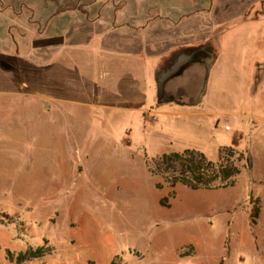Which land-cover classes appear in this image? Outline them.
Here are the masks:
<instances>
[{"label":"rangeland","instance_id":"1","mask_svg":"<svg viewBox=\"0 0 264 264\" xmlns=\"http://www.w3.org/2000/svg\"><path fill=\"white\" fill-rule=\"evenodd\" d=\"M33 1L34 16L30 0H13L0 30V264H263L234 235L258 207L242 203L249 178L264 177V0H171L195 10L183 26L206 31L187 38L178 22L158 27V60L146 48L104 46L117 21L100 16L118 9L103 3L117 0ZM42 8H68L71 35H54ZM170 44L174 52L159 54ZM197 45L209 46L212 66L190 62L164 85L175 100L159 102L156 74ZM187 148L229 159L237 185L172 187L151 171ZM41 245L52 251L17 261Z\"/></svg>","mask_w":264,"mask_h":264},{"label":"crops","instance_id":"2","mask_svg":"<svg viewBox=\"0 0 264 264\" xmlns=\"http://www.w3.org/2000/svg\"><path fill=\"white\" fill-rule=\"evenodd\" d=\"M78 0H66V3L71 4V6L77 5ZM31 2V13L32 16L40 13L39 10L36 9V7H33L34 1L30 0ZM62 0H55L54 4H60ZM191 2V0H190ZM20 4L21 3L19 0ZM1 4V3H0ZM13 0H5V5L4 7H0V30H9V25H5L3 23L4 19H9L12 20V17L15 15V11L13 10ZM105 7L107 9L112 8L113 6H117V11L116 12H107V13H102L100 16V19L102 21H117L115 26H108L106 29L103 31H107V33H104V41L107 42L108 44H104V46L109 50L113 51L114 47H112L113 43L117 42V49L119 52L122 53H131V52H141L143 48L148 49L150 52H154L155 55H157L156 50L158 51V27H172L173 23L176 24L177 22L181 24V20L184 17L189 16L191 13H194L195 10L192 11V5L186 7V4L184 3H179L178 5L174 6L171 0H157L151 3L149 6L143 7L141 6L142 3L136 2V0H117V2L112 3V2H105ZM147 5V4H146ZM68 7L69 9L72 7ZM67 8V9H68ZM43 9V14H45V17H42L40 20H53L55 21V34L54 35H62L65 37L68 34L71 35L70 28H68L66 24V20L68 19L69 15L64 14V10H59L55 11L50 8H42ZM74 9V8H73ZM113 9V8H112ZM202 10H206V8H202ZM48 11V13L46 12ZM199 11V9L197 10ZM21 12V11H19ZM18 12V14H20ZM188 26H183V24L179 25V27L182 28V36H186L187 38L191 35V31H197L200 35L201 32H205L206 30H203L201 28L200 30L194 29L192 25L186 21ZM212 25H215L214 22H211ZM201 23H198L197 26L199 27ZM205 25V24H204ZM202 26V25H201ZM147 30L146 32L148 33V37L152 38L148 43H143L141 41L142 38V30ZM149 31L151 35H149ZM115 32L117 34V41L115 40ZM107 35V37L105 36ZM172 36H170L171 40ZM167 39V38H166ZM165 39V40H166ZM173 41V40H171ZM138 48V49H137ZM170 51H173V45H169L166 49L160 51L159 54L165 53L168 54ZM174 52V51H173ZM164 59L163 56H161L160 61ZM157 60H158V55H157ZM158 63L156 64L157 67ZM157 82V79H156ZM252 155V154H251ZM253 157V155H252ZM255 161L253 157V171L255 169ZM254 175V174H253ZM255 176V175H254ZM256 177V176H255ZM258 179V182H254L249 178L248 181V193L245 195L244 200L242 201L245 202V199H249L252 197L255 199V201L258 202V208H259V215L256 217V222L250 226V229H247V232H236L234 235L236 238V241L241 247H245L246 245H253V247L256 248V250L259 252V254L262 255V260L264 264V177H256ZM237 185V184H236ZM233 185V186H236ZM253 188H257V191L254 192ZM254 201V203H255ZM251 214V213H249ZM24 217L26 216L25 213L23 215ZM26 220V217H25ZM251 220V218H250ZM47 240V238H46ZM48 241V240H47ZM72 241V240H71ZM52 245H55L52 243ZM54 251V249H53ZM43 257V256H42ZM116 256L111 259L112 261H117ZM41 258V257H39ZM41 262V264H49L50 259L48 260H38ZM34 262L33 260L28 261L26 264H32ZM52 262V261H51ZM110 262V264H111Z\"/></svg>","mask_w":264,"mask_h":264},{"label":"trees","instance_id":"3","mask_svg":"<svg viewBox=\"0 0 264 264\" xmlns=\"http://www.w3.org/2000/svg\"><path fill=\"white\" fill-rule=\"evenodd\" d=\"M232 151V149L228 150ZM233 154V152H232ZM225 159V157L221 156ZM151 171L158 175L160 173L165 177V180L174 187L181 183L192 189L206 188L216 189L225 187L227 185H234V177L240 173V168L236 166L229 159L227 163L221 162L220 164L209 159L204 153L195 149L187 148L182 152L164 153L157 158L154 167ZM157 188L161 187V184H156ZM160 203L164 206L167 204L161 199ZM259 215V208L253 206L251 212V222H256V217ZM52 251V248H48L45 245L37 247H28L26 251L19 252L17 255V261L23 259L42 257L45 254ZM11 255V252L9 251ZM111 264H119L117 261H112ZM220 264H223L221 260Z\"/></svg>","mask_w":264,"mask_h":264},{"label":"flooded vegetation","instance_id":"4","mask_svg":"<svg viewBox=\"0 0 264 264\" xmlns=\"http://www.w3.org/2000/svg\"><path fill=\"white\" fill-rule=\"evenodd\" d=\"M213 59L214 54L208 45L188 46L179 49L176 51L175 55L172 56L169 63L156 74L157 82H162L165 85L171 77L183 71L184 67L194 60H202L210 67L212 66ZM157 100L159 102L174 101L175 97L163 91L162 93H158Z\"/></svg>","mask_w":264,"mask_h":264},{"label":"water","instance_id":"5","mask_svg":"<svg viewBox=\"0 0 264 264\" xmlns=\"http://www.w3.org/2000/svg\"><path fill=\"white\" fill-rule=\"evenodd\" d=\"M157 86H158V93H162L163 91H165V88H164V83H158L157 82Z\"/></svg>","mask_w":264,"mask_h":264}]
</instances>
